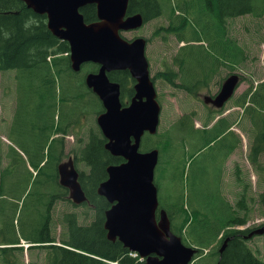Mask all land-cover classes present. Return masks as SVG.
<instances>
[{
	"label": "trees",
	"instance_id": "1",
	"mask_svg": "<svg viewBox=\"0 0 264 264\" xmlns=\"http://www.w3.org/2000/svg\"><path fill=\"white\" fill-rule=\"evenodd\" d=\"M165 1L169 3V0H132L129 13H142L145 23L160 14H168L172 21L166 28L167 32L176 33L181 41H191L181 47L175 55L181 66L184 65L181 54L188 47L204 50L210 47L214 51L218 61L210 69L212 73H217L220 66L227 63L233 71L240 62L248 59L247 50L243 49L236 39L227 35L225 18L247 13L264 15V10L259 11L254 0H192L188 6L199 12L198 23L195 24L188 23L184 17L177 19L175 10H171L170 6L166 11ZM82 12L86 21L97 20L95 5L85 6ZM181 16L186 15L181 13ZM161 30L162 27L156 33ZM186 31L190 34L188 38ZM201 41L209 43L205 46ZM98 68L99 65L89 62L83 64L80 71H75L71 64L69 42L60 40L48 29L46 16L35 13L19 0H0V72L11 71L16 86V109L8 130L14 143L7 146L5 156L9 164L1 173L0 194L3 198L0 199V218H7V212L18 207L17 196L22 189H28L25 182L23 181V184L20 180L23 176L20 166L30 172L29 163L38 169V175H46L49 167L69 154H74L77 161H83L87 166V169L81 170L80 180L90 206L94 209V216L89 218L86 212V221L80 223L75 212L68 213L65 232L67 238L57 244V238L53 236L49 224L53 219L49 207L46 225L42 227L47 234L33 235L31 240H28L39 243L31 247L45 249L44 264H143L138 256L131 255L129 248L120 240L108 239L104 227L105 213L111 204L98 194L97 187L108 178V166L124 160L113 156L106 149L107 140L94 123L97 115L104 111V107L99 97L87 87L85 77L88 72L97 71ZM163 74L172 84L178 77L175 71ZM109 76L125 87V92L130 90L128 71H114ZM237 103L244 107V115L248 120L256 123L257 133L251 136L253 141L250 153V160L256 164L264 152V81L256 87L252 85ZM192 117L189 113L180 116L174 125L164 129V133L153 136L160 137L159 140L151 142L144 139L142 149L156 147L166 150L176 146L178 139H189L193 144H197V150H201L216 141L228 127V119L223 117L210 128H196ZM69 134L76 137L77 147L66 152L64 143ZM87 134L88 140L84 142L83 136ZM259 141H263V147L256 150ZM15 142L21 146L22 152ZM237 143L234 140L230 143L226 139L224 141L230 152L237 147ZM46 158L47 164L40 167ZM173 161L174 158H171L169 165L175 168ZM172 176L175 177L176 172L172 173ZM28 177L29 175L26 180ZM56 180L55 172L52 181ZM38 184L43 187L45 182L43 184L40 180ZM158 186L160 187L159 183ZM243 187L236 205L231 204L221 190L213 187L211 180L207 182L205 195L201 189L197 196L193 195L192 199L196 198L195 201L189 202L183 193H170L164 200H160L161 208L167 210L172 220L173 230L181 235L186 243L199 248L200 259L196 264H210L212 257L216 258L215 264H264V259L256 254L249 241L244 238L252 228H237V225L246 224L252 214L253 196L249 194L250 185L244 182ZM66 193L64 189H54L50 204L65 197ZM261 196L264 197V193ZM202 199L205 200L201 202ZM228 236L233 237L220 253L219 249ZM20 239L15 237L10 238L8 242H0L7 244L0 247L1 263L24 264L18 261L14 254L15 249L24 247L8 246L20 243ZM205 249H210L207 254L209 259L203 261L206 256Z\"/></svg>",
	"mask_w": 264,
	"mask_h": 264
},
{
	"label": "rangeland",
	"instance_id": "2",
	"mask_svg": "<svg viewBox=\"0 0 264 264\" xmlns=\"http://www.w3.org/2000/svg\"><path fill=\"white\" fill-rule=\"evenodd\" d=\"M192 0H169L165 1V9L175 10L177 19L184 17L188 23H198L199 12L188 6ZM255 5L259 7V11L264 10V0H254ZM184 13L186 16H181ZM226 19L227 35L237 40L238 44L246 49L248 59L240 62V65L234 70L241 73L243 76L240 87L237 90L235 98L231 99L222 109H217L213 105L206 106L204 97L215 94L219 88V77H224L231 68L222 66L218 78L211 80V89L201 87L196 93H189L181 90V87L174 83V86L163 79V73L167 71L177 70L178 66L175 62V55L178 53L180 46L184 43L179 39V36L174 33H168L166 28L171 25L168 14H162L156 18L151 19L140 28L126 31L124 35L129 39L136 36H144L149 40L146 54L150 62L151 73L156 80V87L158 98L162 105L161 125L160 130L171 127L180 116L194 112V124L198 128L211 127L217 116L223 114L225 118H229L230 122H235L241 118V126H234L237 136L240 137L241 142L234 150V152L227 158H216L218 151H225L228 147L224 145L227 135H224L216 140L210 146L197 150V144H193L189 139L183 141L178 139L176 146L160 150V160L156 168L155 181L159 187L160 200H164L170 193H183L185 199L189 202L195 201L192 199L193 195L199 194L200 189L203 195L207 190V182L211 180L212 186L224 192L226 197L236 204L239 193L243 191L244 183L239 181L241 179L249 183V194L253 196L251 200L252 214L251 219L246 225L239 226V228H254L264 223V202L261 193L264 192V154L260 157V164H252L249 158V150L252 140L250 136L257 133L256 123L248 120L247 116L243 114V106L237 101L241 96L252 86H256L264 81V15L259 16L253 13H247L240 16H229ZM162 30L159 33V29ZM188 29V27H186ZM189 31H186L187 38ZM213 52V53H212ZM184 60L183 69L187 71L186 75L198 76L202 73L208 72L212 68V63L203 58L217 59L214 51L207 47L205 50L196 47H188L184 49L181 56ZM177 60V59H176ZM224 81V80H223ZM203 88V89H202ZM209 90H212L211 93ZM219 92V91H218ZM217 92V93H218ZM216 93V94H217ZM127 101V98H126ZM16 107V94L13 73L11 71L0 72V168L6 165L5 152L7 140V126L9 125L14 110ZM213 112V113H211ZM221 113V114H220ZM216 115V117H215ZM241 115H243L241 117ZM215 117V119H213ZM96 123V119L94 121ZM235 133H229L228 137ZM84 142L88 140V134L83 136ZM151 142L159 140V138L148 135L145 141ZM12 143L14 140L11 139ZM20 149L21 146L15 142ZM77 147V139L74 135L68 138V144L65 142L66 152L73 151ZM263 147V141L256 144V150ZM21 150V149H20ZM47 152V150H46ZM174 158L175 168L169 165V160ZM48 158L45 159L42 166L47 163ZM261 166L260 169H257ZM80 169H86L83 162L79 164ZM35 167H33L32 171ZM237 168L240 169V174L236 173ZM205 171V172H204ZM36 171L24 172L20 180L25 182L28 188L26 191L20 192L17 196L18 207L13 211H8V217L0 218V242H8L10 238L20 237V244L24 245L27 240H31L33 235H46L47 231L42 229L46 225V217L48 216L49 205L43 204L42 198L47 194L44 192V187L38 183L41 180L44 184L46 175L37 174ZM176 172L173 177L172 173ZM203 172L199 176L198 173ZM32 173V174H30ZM26 180V176H28ZM24 178V179H23ZM26 180V181H25ZM23 182V184H24ZM49 195L47 196V202ZM205 200V199H204ZM203 199L201 202L204 201ZM222 204V202H221ZM75 212L78 215L79 222L86 221L85 213L88 212L89 218L94 216V210L83 206H74L69 201L63 199L55 202V210L52 211V221L49 223L54 230L53 236L60 242L67 232V224L63 220L66 212ZM11 213V214H10ZM39 229V230H38ZM36 230H38L36 232ZM30 244V243H29ZM250 245L258 256L264 258V234L255 236L251 240ZM14 254L18 261L25 264H43L45 263V249L40 247H31L26 250L15 249ZM208 255L203 261L208 260ZM216 257V256H215ZM216 258H211L210 264H215ZM0 264H3L0 262Z\"/></svg>",
	"mask_w": 264,
	"mask_h": 264
},
{
	"label": "water",
	"instance_id": "3",
	"mask_svg": "<svg viewBox=\"0 0 264 264\" xmlns=\"http://www.w3.org/2000/svg\"><path fill=\"white\" fill-rule=\"evenodd\" d=\"M39 14H47L48 27L55 36L70 44L72 67L79 71L84 63L100 65L97 72L86 76L89 88L102 100L105 111L97 122L107 138L106 148L126 159L108 167L109 178L98 187L111 207L105 213V229L111 240L119 239L130 250L146 257L144 264H189L197 250L183 243L171 230L165 210L157 220L159 206L155 171L160 151H140L144 133H156L160 123L161 104L157 99L146 55L147 40H128L122 31L144 24L141 13L126 16L129 0H22ZM95 4L98 19L88 22L81 8ZM128 70L137 80L136 94L129 105L121 102L120 84L108 73ZM239 76L232 74L207 103L221 108L234 95ZM60 183L69 189L76 204L87 201L73 157L59 165ZM264 226L253 230L247 238L263 234ZM228 237L220 249L226 248Z\"/></svg>",
	"mask_w": 264,
	"mask_h": 264
},
{
	"label": "flooded vegetation",
	"instance_id": "4",
	"mask_svg": "<svg viewBox=\"0 0 264 264\" xmlns=\"http://www.w3.org/2000/svg\"><path fill=\"white\" fill-rule=\"evenodd\" d=\"M131 1L132 0H129V6H128V9H129V7H131ZM38 14V13H37ZM43 16H46V15H44L43 14ZM212 78V76H211V74H204L200 79H198V80H196L195 82H193L192 84H191V86H189V87H191V89L193 90V92H196L198 89H200L201 87H207V88H209V89H211V86H212V84H211V79ZM130 81H131V86H130V90L127 92L128 94H130V95H133L134 94V89H133V80H132V78L130 77ZM220 87L221 86H219V88L216 90L217 92L220 90ZM203 89V88H202ZM126 91V89H125V87H123L122 86V92H125ZM209 92H211V93H214V92H212V90H209ZM216 92V93H217ZM213 94L214 96L215 95H217V94ZM53 176H54V174L53 173H51L50 175H49V180H50V182L53 180Z\"/></svg>",
	"mask_w": 264,
	"mask_h": 264
},
{
	"label": "bare ground",
	"instance_id": "5",
	"mask_svg": "<svg viewBox=\"0 0 264 264\" xmlns=\"http://www.w3.org/2000/svg\"><path fill=\"white\" fill-rule=\"evenodd\" d=\"M25 245L27 246V245H28V243H25Z\"/></svg>",
	"mask_w": 264,
	"mask_h": 264
}]
</instances>
